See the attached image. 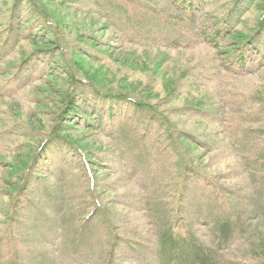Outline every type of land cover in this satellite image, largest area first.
Listing matches in <instances>:
<instances>
[{
  "label": "rangeland",
  "instance_id": "1",
  "mask_svg": "<svg viewBox=\"0 0 264 264\" xmlns=\"http://www.w3.org/2000/svg\"><path fill=\"white\" fill-rule=\"evenodd\" d=\"M235 1L0 0V264H264L263 11Z\"/></svg>",
  "mask_w": 264,
  "mask_h": 264
},
{
  "label": "trees",
  "instance_id": "2",
  "mask_svg": "<svg viewBox=\"0 0 264 264\" xmlns=\"http://www.w3.org/2000/svg\"><path fill=\"white\" fill-rule=\"evenodd\" d=\"M240 1H243L245 3L244 5H245V8H246V11L249 10V9H251L253 6H256V3L258 2L257 5L258 6H261V9L263 11L262 12V16L260 18V25H262V28H264V0H261V1H258V0H236L235 3L238 5V3ZM46 20H47L46 21L47 24L52 25L55 28L56 25H55L54 21H52L51 18L47 17ZM129 23H131V21H129L126 17H124L123 18V25L129 24ZM136 29H137V26H136ZM12 30L13 29H9V32H10L9 37L12 34ZM6 54H7L6 49H4L3 45H0V59H1V61H3L2 59H3V57ZM36 54L38 56V53L35 52V54L33 55V57L32 56L30 57L31 60L29 62H31V63L27 64V62L25 61V63H24L25 66L19 67V68L17 67L18 69L16 68V70L13 73V75H11V80H12L13 83L16 82V81L19 82L21 80L26 79L24 77L27 76V74H32L34 72L32 70V69L35 68V63H34L33 59L35 58ZM32 63H34V66L32 68H30ZM115 97L117 99L120 98L119 96H115ZM128 98H130V97H128ZM83 118H84V120H86L87 124L93 125V123L90 121V119L88 117L83 116Z\"/></svg>",
  "mask_w": 264,
  "mask_h": 264
}]
</instances>
